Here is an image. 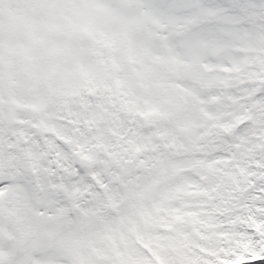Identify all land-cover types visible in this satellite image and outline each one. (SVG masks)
Wrapping results in <instances>:
<instances>
[{
	"label": "snow or ice",
	"instance_id": "snow-or-ice-1",
	"mask_svg": "<svg viewBox=\"0 0 264 264\" xmlns=\"http://www.w3.org/2000/svg\"><path fill=\"white\" fill-rule=\"evenodd\" d=\"M264 264V0H0V264Z\"/></svg>",
	"mask_w": 264,
	"mask_h": 264
}]
</instances>
